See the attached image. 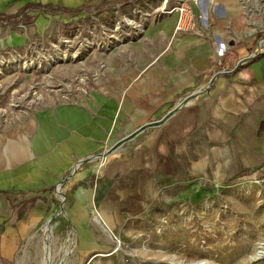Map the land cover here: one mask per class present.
Here are the masks:
<instances>
[{
    "label": "crops",
    "instance_id": "crops-1",
    "mask_svg": "<svg viewBox=\"0 0 264 264\" xmlns=\"http://www.w3.org/2000/svg\"><path fill=\"white\" fill-rule=\"evenodd\" d=\"M182 9L195 20L185 30ZM131 19L135 37L78 49L79 61L59 68L94 76L69 101L17 112L16 98L0 96V264L16 261L34 217L48 212L41 199L58 195L62 212L67 201L68 264H161L160 254L125 259L116 246L191 196L178 185L262 187L264 0H0V62L76 27Z\"/></svg>",
    "mask_w": 264,
    "mask_h": 264
},
{
    "label": "rangeland",
    "instance_id": "rangeland-1",
    "mask_svg": "<svg viewBox=\"0 0 264 264\" xmlns=\"http://www.w3.org/2000/svg\"><path fill=\"white\" fill-rule=\"evenodd\" d=\"M83 29L81 38L88 36ZM99 29L102 31L97 27ZM69 35L65 34V39H69ZM75 46V43L70 49L64 44L60 46L64 59H58V51L52 46L48 50L39 47L25 54L8 56L6 62H0V96L16 98L18 112L46 98L69 101L79 90H87L90 82L85 79L79 84L78 80L91 77V73L65 77L59 69L64 64L79 61V54L73 56ZM4 104L7 99L0 98V109ZM177 189L184 195L192 191L191 196L180 197L170 208L154 214L148 223L131 230L133 234L127 241H118L121 257L149 253L160 254L161 264H194L199 260L212 264H264L263 186L233 184L216 188L204 185L201 189L181 184ZM194 189L197 196L193 195ZM18 198L21 197L18 195ZM38 203L48 208V212L36 214L37 227L22 240L12 264H68V260H64L65 253L72 245L66 244V238L71 236L66 227L70 221L67 201L65 199L63 212L58 195ZM59 223H63L64 228L56 229ZM48 226L51 227L49 237L45 232ZM73 253L76 256V252H71L67 259Z\"/></svg>",
    "mask_w": 264,
    "mask_h": 264
},
{
    "label": "built area",
    "instance_id": "built-area-1",
    "mask_svg": "<svg viewBox=\"0 0 264 264\" xmlns=\"http://www.w3.org/2000/svg\"><path fill=\"white\" fill-rule=\"evenodd\" d=\"M186 13V16L188 17V20L185 21L184 25H181L179 27L180 30H185V29H189L191 27H193L195 25V20H193L191 14L187 13V10H184L182 9V12ZM134 23V20L131 19V20H128L126 22H122V23H119L117 22L112 29H106L105 27L104 28H101L102 31L99 29L96 30L95 28H91L89 30H87V33H88V36L87 37H95V36H98V38H94V40H90L88 43L86 44H83V43H80L79 46H75V51H74V54L73 56L75 57H78V49H86V48H91V47H96V48H99V49H102V48H109L110 46H113L115 43H125L126 41H129L130 39H132L133 37H135L134 35H136L138 32H134L128 28H130L129 26L132 24L133 25ZM82 33H83V29L82 27H76L72 30V33L71 35H69V39H62V42H57L56 44H51V46L53 48H58V59H64L65 58V54H64V51L61 49V45L64 44V46H66L67 48H73V44H72V40L74 38H81L82 36ZM70 43V44H68ZM49 46V47H51ZM91 46V47H90ZM36 49V48H34ZM46 49L48 50V47L45 48L43 47V50ZM33 50V49H32ZM80 51V50H79ZM63 52V53H62ZM28 53V52H27ZM83 79H79L78 80V83H80V81H84L85 79H87L88 81L94 79V76L91 75V77H82ZM84 89V88H83ZM81 89V91H86V90H83ZM261 185L264 186V180L261 182Z\"/></svg>",
    "mask_w": 264,
    "mask_h": 264
},
{
    "label": "bare ground",
    "instance_id": "bare-ground-1",
    "mask_svg": "<svg viewBox=\"0 0 264 264\" xmlns=\"http://www.w3.org/2000/svg\"><path fill=\"white\" fill-rule=\"evenodd\" d=\"M50 229H51V227H49V226L45 228V232H46V234H47L48 237H49L50 232H51ZM50 247H52V246H50ZM50 247H49V250H50ZM119 249H120V244H117L116 251L119 250ZM48 255H49V253H48ZM194 264H212V263H209V262H206V261H203V260H199V261L195 262Z\"/></svg>",
    "mask_w": 264,
    "mask_h": 264
},
{
    "label": "trees",
    "instance_id": "trees-1",
    "mask_svg": "<svg viewBox=\"0 0 264 264\" xmlns=\"http://www.w3.org/2000/svg\"><path fill=\"white\" fill-rule=\"evenodd\" d=\"M31 204V206H34V203H35V198L34 197H32L30 200H28ZM28 201L26 200V203H24V205L22 204V206H21V208H23L24 210L23 211H25V210H27L29 207V204H28ZM19 217L20 218H18L17 217V219H21V217H22V215H19Z\"/></svg>",
    "mask_w": 264,
    "mask_h": 264
},
{
    "label": "water",
    "instance_id": "water-1",
    "mask_svg": "<svg viewBox=\"0 0 264 264\" xmlns=\"http://www.w3.org/2000/svg\"><path fill=\"white\" fill-rule=\"evenodd\" d=\"M195 95V94H194ZM140 130H142V128L140 129ZM139 130V131H140ZM138 131V132H139ZM138 132H136L135 134H133V135H136ZM127 139H129V138H125V139H123V140H121L120 142H118L116 145H115V147H118V146H120L123 142H125ZM111 151V150H110ZM110 152H107V153H105V154H103L102 156H104V155H107V154H109ZM98 156H101V155H98ZM98 156H94V157H92L91 159H96V158H99ZM90 159V160H91ZM61 209H62V207H61ZM61 212H62V210H61ZM61 212H59V213H61ZM58 213V214H59Z\"/></svg>",
    "mask_w": 264,
    "mask_h": 264
}]
</instances>
